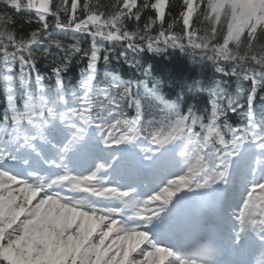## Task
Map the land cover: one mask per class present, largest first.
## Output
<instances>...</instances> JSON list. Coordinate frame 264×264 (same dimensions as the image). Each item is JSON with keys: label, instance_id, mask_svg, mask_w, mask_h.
Instances as JSON below:
<instances>
[{"label": "snow or ice", "instance_id": "6c2138e0", "mask_svg": "<svg viewBox=\"0 0 264 264\" xmlns=\"http://www.w3.org/2000/svg\"><path fill=\"white\" fill-rule=\"evenodd\" d=\"M167 48L199 110L115 71ZM0 97V264H264V0H0Z\"/></svg>", "mask_w": 264, "mask_h": 264}, {"label": "trees", "instance_id": "16d2710c", "mask_svg": "<svg viewBox=\"0 0 264 264\" xmlns=\"http://www.w3.org/2000/svg\"><path fill=\"white\" fill-rule=\"evenodd\" d=\"M197 2L199 3V0H197ZM169 3L182 4V0H169ZM201 7H203V5ZM179 10L180 9L177 7L173 9V12L178 15ZM168 19V8H166V20ZM195 19L196 18L194 15V24ZM175 30L179 31V27L177 26ZM148 54L155 55L152 56L155 58L149 59L148 62H152V64L154 65V71L162 73L166 83L170 84L171 86V88L167 90L168 96L171 91H174L183 95L186 101L193 100L195 98V95L197 94L201 95V97L205 99L206 94L204 92V89H206L207 87H204L205 81H202V78L208 77V81H210V79H213V74L211 73V70L209 68L198 67L199 63L194 62L188 53L182 52L178 49L171 50L170 48H167L166 50L159 52L147 51L144 55L137 54L131 57L135 58L138 63L143 62L145 64L147 63V60L144 61L142 60V58ZM76 74L77 71L74 77H76ZM136 83H138L142 87V84L139 81H137ZM197 86H199L198 90L196 89ZM167 87L168 86H166L165 88ZM186 101H178L182 109H184L185 106L188 105Z\"/></svg>", "mask_w": 264, "mask_h": 264}, {"label": "bare ground", "instance_id": "6f19581e", "mask_svg": "<svg viewBox=\"0 0 264 264\" xmlns=\"http://www.w3.org/2000/svg\"><path fill=\"white\" fill-rule=\"evenodd\" d=\"M152 56H155V55L148 54L142 58V60H144V61L147 60V63H145V64L143 62L138 63L135 60V58L128 57L127 62L122 61L121 63L116 65L115 71L121 77V79H123L125 81H132V82L136 83L139 79H150V80L156 81L157 83H159L160 85L165 86V87L170 85V84L166 83L162 73L154 71V65L152 64V62H150V63L148 62L149 59L155 58ZM103 67L104 66L101 64L100 65L101 73H103ZM198 67L209 68L211 70V73L213 74L212 76L214 77V72L211 69V67L206 66L204 64H199ZM145 70H147V71H145ZM207 78L208 77L202 78V81H205L204 87H208V85L214 80V78H213V79H210V81H208ZM233 86L234 85L230 86V91L235 96L236 94L232 90ZM196 89L198 90L199 86H197ZM169 96L171 98L177 100V101H179V100H185L186 101V99L183 97V95H181L177 92H174V91H171ZM186 102L188 103V105L190 107H194L197 110H199L202 107L203 103L205 102V99H203V97H201V95L197 94V95H195V98L193 100H187ZM3 106L4 105H1V108H3ZM129 115H130V113H129Z\"/></svg>", "mask_w": 264, "mask_h": 264}, {"label": "clouds", "instance_id": "9594fccd", "mask_svg": "<svg viewBox=\"0 0 264 264\" xmlns=\"http://www.w3.org/2000/svg\"><path fill=\"white\" fill-rule=\"evenodd\" d=\"M219 255V246L213 239L193 241L191 247L180 253L182 258L195 260L197 264H216Z\"/></svg>", "mask_w": 264, "mask_h": 264}]
</instances>
